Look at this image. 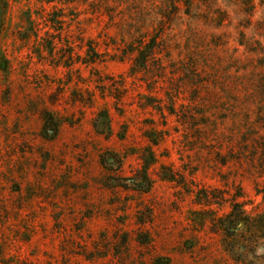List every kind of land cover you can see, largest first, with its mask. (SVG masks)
I'll return each mask as SVG.
<instances>
[{
  "label": "rangeland",
  "instance_id": "obj_1",
  "mask_svg": "<svg viewBox=\"0 0 264 264\" xmlns=\"http://www.w3.org/2000/svg\"><path fill=\"white\" fill-rule=\"evenodd\" d=\"M173 1L0 2V264H264V0L250 15L235 0H187L179 10ZM162 21L172 58L194 62L209 85L200 132L139 109L146 87L115 57ZM89 41L101 61L87 65ZM244 107L263 121L243 147L233 124ZM45 113L58 124L48 137ZM146 145L156 163L140 192ZM103 153L118 154L122 168L105 175ZM117 180L127 189L112 187ZM233 197L243 203L236 226L225 219Z\"/></svg>",
  "mask_w": 264,
  "mask_h": 264
},
{
  "label": "trees",
  "instance_id": "obj_2",
  "mask_svg": "<svg viewBox=\"0 0 264 264\" xmlns=\"http://www.w3.org/2000/svg\"><path fill=\"white\" fill-rule=\"evenodd\" d=\"M4 0H0L3 3ZM171 1V0H170ZM239 1L245 13L250 15L253 11V0H235ZM71 0H67L66 3H70ZM175 10H179V6L182 5L185 9L189 7V2L187 0H174L172 2ZM184 14L188 15V12L185 10ZM164 20H169L168 16L162 14ZM52 28H55V31H62V20L59 18H54L49 20ZM167 27L162 21V25L153 29L152 32L145 37H138L132 41L122 44L119 50L116 52L115 57L119 61L128 60L130 62L128 68V74L130 76L136 77L140 84L145 85L147 94L144 96L143 102H138L136 106L141 110L150 109L157 112L165 123L166 117H174L175 121L180 125L191 124L194 127H197V132L199 128H203L207 125L209 116L207 115L205 108V100L210 91L208 89V83L202 76L203 72H199L196 64L191 61L183 60H174L171 55V45L169 43L170 39L168 33H166ZM48 34V33H47ZM48 37L51 35L48 34ZM65 43L70 45L69 38L71 36H65ZM47 41L46 48L51 52L57 47L56 43L53 40ZM59 42L60 39H57ZM79 49H83V46H80ZM114 57V56H113ZM101 61V55L98 54L92 42H88L87 48L84 49V56L82 57L83 64H93L95 62ZM6 61L0 58V69H6ZM181 79V81H180ZM189 86V92L184 90V86ZM185 91V92H184ZM162 94V96H160ZM187 94L186 96H183ZM178 101H181L177 105ZM166 113V115H165ZM251 110L248 107L242 109V119L241 123H234L235 128L243 127L241 131L238 128V134H240L241 145L247 146L249 139L255 140L258 121H263L259 116L257 111L255 118H251ZM102 118L105 124L103 126L107 131H110L109 120L107 114L104 112ZM211 125H214L215 122L211 121ZM97 126H94L96 128ZM215 127V126H214ZM58 124L49 113H45L42 121L41 132L44 137H48L49 133H57ZM259 129L264 130L263 126H259ZM201 130V129H200ZM216 129L214 128V131ZM155 131V130H154ZM157 132V131H155ZM150 134V133H149ZM151 136H146L148 142L152 146H157L159 138H155L153 134ZM154 137V138H153ZM254 137V138H253ZM258 139L260 142H256L258 147L261 149L262 154L264 155V135L259 136ZM123 140V138H120ZM241 146V147H242ZM230 151V149H229ZM124 159V158H123ZM112 161L115 164L108 165L107 161ZM139 167L136 170L134 176L136 180L140 182L139 190L144 192L150 188V179L148 176V171L156 163V157L151 149V146L146 145L142 148L141 154L138 156ZM99 165L105 175L113 174L114 171H119L122 168L123 160L119 159L118 154L114 153H103L99 156ZM113 165H116L113 168ZM170 180L171 178H165ZM111 181V179H110ZM125 181V180H124ZM171 181V180H170ZM114 188L127 189L125 184H121L120 180L114 182ZM257 194H261V202L264 206V187L262 190H257ZM207 200L208 197L205 196ZM210 199L207 200V203H210ZM230 210L225 216V219L229 221L228 225L232 223L236 226L240 223L241 220L238 219V208L243 207V203L236 201V197L230 199ZM231 227V226H230ZM228 228V227H227Z\"/></svg>",
  "mask_w": 264,
  "mask_h": 264
}]
</instances>
